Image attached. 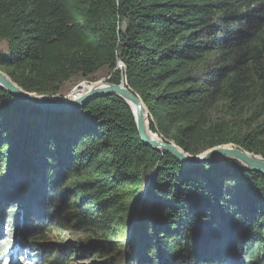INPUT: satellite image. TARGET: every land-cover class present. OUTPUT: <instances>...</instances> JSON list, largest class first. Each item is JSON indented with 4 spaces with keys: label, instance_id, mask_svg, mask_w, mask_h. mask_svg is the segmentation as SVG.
<instances>
[{
    "label": "trees",
    "instance_id": "trees-1",
    "mask_svg": "<svg viewBox=\"0 0 264 264\" xmlns=\"http://www.w3.org/2000/svg\"><path fill=\"white\" fill-rule=\"evenodd\" d=\"M0 42V69L27 92L54 95L105 68L141 97L149 128L185 152L233 142L264 157V0H0ZM28 110L0 88V181L10 156L11 196L26 197L21 247L34 253L14 264H264L259 173L229 161L188 169L142 143L117 96ZM226 169L247 180L248 210L217 197L224 183L214 172ZM8 207L0 195V237L11 233L0 264L19 253L12 228L2 231L16 213ZM131 220L138 229L124 249L117 239ZM72 230L95 240H44Z\"/></svg>",
    "mask_w": 264,
    "mask_h": 264
},
{
    "label": "rangeland",
    "instance_id": "rangeland-1",
    "mask_svg": "<svg viewBox=\"0 0 264 264\" xmlns=\"http://www.w3.org/2000/svg\"><path fill=\"white\" fill-rule=\"evenodd\" d=\"M5 43L3 42H0V49L2 47H5L4 45ZM117 67L118 68H123V64L122 62H118L117 63ZM1 72L5 73L2 69H0ZM6 74V73H5ZM108 76H107V69H101L97 74H95L93 77H91V80H88V79H78V78H73L71 81H68L67 83H64L61 87V89L59 90V93L57 94H37L35 92H27V93H30V94H35L36 96H43L44 98L46 99H49V97L51 99H54V98H61V97H66L68 100H71L73 98H76L77 96L74 95L75 92L79 91V92H83V91H86L87 89H85V87H89L91 86L93 83L95 84L96 82L100 81V80H104V81H108ZM92 83V84H91ZM77 90V91H76ZM74 95V96H73ZM73 96V97H71ZM54 97V98H53ZM50 99V100H51ZM23 103H26L29 105V110L28 111H33L34 108H37L36 105L34 103H27V102H24ZM38 109H41V108H38ZM52 111V110H50ZM30 113V112H29ZM134 118V117H133ZM147 124H146V128H148V131H146V134L148 136L149 139H152L154 141H169V142H172L174 143L176 146H178L175 142H173L172 140H168V139H163L160 135H158L156 132H153L150 128H149V122H150V118L147 116ZM135 123V121H134ZM136 125V123H135ZM153 133V134H151ZM150 135V136H149ZM21 140L18 141L17 143L13 144L12 147L15 148V149H19L21 146ZM217 146H228V147H231V148H236V149H239L245 153H248L250 155H254L256 157V159H258L259 161L261 162H264V157L261 156V155H258V154H254L252 152H248L246 150H244L242 147H240L238 144L236 143H233V142H230V143H226V144H222V145H217ZM217 146H214V147H217ZM179 147V146H178ZM214 147H210V148H206L205 150H203L202 152L200 153H204L205 151H208V150H211L212 148ZM181 148V147H179ZM182 149V148H181ZM183 150V149H182ZM184 151V150H183ZM15 152V151H14ZM169 153V152H168ZM198 153V154H200ZM170 154V153H169ZM189 154V153H188ZM193 155V154H191ZM175 158V157H174ZM10 156H9V159H7L6 161V168L2 170V177L3 179L0 181L1 185H0V188H1V193L0 195L3 197V200H6V206L8 205H11L12 206H15V208H12L11 210L15 211L16 213L14 214L13 216V220H10L8 222V224L5 222L4 224V227H3V232L6 233V231L8 230V228H12V241L9 242L11 243V245L9 246V248L12 246V248H16V251L19 250V253H18V256H13L15 257V259H25L24 261L26 262L27 258L28 260H32V255L34 254L32 250L30 249H26V248H23V247H26V246H22L21 247V244H22V241H23V238H22V234L21 232L22 229H24V221L26 220L27 216L24 214V211L22 210V206L24 205V201L26 200V197L25 196H18V199H15L13 198L11 195H13V192H12V187L14 189V185L16 184V180L18 178V175H16L15 179L12 178L10 175L13 174V167L12 165L10 164ZM222 161H229L230 163H232L233 165H237L245 170H248L246 169L244 166H245V163L239 159H237L236 157L234 156H230V155H222V156H218V157H214L210 160H206L205 162H211V163H221ZM26 165H28L29 167H33L31 166V164H35V161L33 162H30V164L24 162ZM204 163V162H203ZM202 164V163H200ZM200 164H194V165H189L187 166L188 169H191L193 167H196L197 165H200ZM38 167V166H36ZM215 167V166H214ZM25 169V167H23ZM212 169H217V168H212ZM211 169V170H212ZM248 171H251V170H248ZM253 172V171H252ZM214 173H217L215 174L217 177L221 178V180H223V187L221 188V190L219 191V195L217 194V197H223L225 199H227L229 202L233 203L234 205H238L239 209H247V207H249V203H247V200H249V197H250V186L247 182V180H244L242 179V177H239V176H235L236 174H234V172H231L229 171V169H226V171H223L221 170L220 172H218V170H216V172ZM258 173V172H256ZM152 174V172L149 173V176ZM260 174V173H259ZM36 175H38V171L36 172ZM65 175V174H64ZM262 175V174H260ZM9 176V177H8ZM13 176V175H12ZM148 176V174H147ZM263 176V175H262ZM14 177V176H13ZM28 177V176H26ZM264 177V176H263ZM38 179V177H37ZM141 192L143 194H146L148 192V186H147V183L144 184V187L142 185L141 187ZM221 192H224V195L221 194ZM231 192V193H229ZM233 192V193H232ZM15 193V192H14ZM69 196V195H68ZM6 199H5V198ZM19 200H22V201H19ZM19 205H22L21 207ZM189 205V204H188ZM186 206L187 208H189V206ZM10 207V208H11ZM142 202L141 201H138V205L136 207V211H135V214L140 212V210L142 209ZM9 207L6 208V213H9ZM190 209V208H189ZM188 209V213H187V210H185L184 212H182L181 214L178 213V217L181 218V215L185 216V218L188 219V217L190 216V211ZM8 211V212H7ZM134 214V216H135ZM188 215V216H187ZM135 217H133V220H134ZM6 219V218H5ZM137 219V218H136ZM183 219V218H181ZM138 220V219H137ZM132 221V220H131ZM186 221V220H185ZM139 223V221L137 222ZM256 222L250 224L253 228H256ZM179 225L180 227H184V226H187L186 223H182L180 222ZM136 226V222H131V226H127L126 228L123 229V233H121L119 235V239H117V242L118 244H122L123 245V248L126 249L128 248V245L127 242L129 241V239L131 238V235L133 233V229L135 228V232L133 233L132 237H135V234L137 232V229L135 227ZM153 226V225H152ZM155 226V225H154ZM152 229V228H150ZM1 231V230H0ZM152 236L155 237V234L157 235V233H155V231H151L150 232ZM226 233H229V231H227ZM9 235H11L10 232H8V234H3L1 237H0V240L1 241H7V239H9ZM171 236H174V234H170ZM165 237V239L169 238V236L165 233H159L157 237ZM73 240L74 242H77V243H89V242H93L95 239L90 237L88 234L86 233H83V232H79V231H75L73 232V230L71 232H67V231H62L60 234H55V232L51 231L50 234L46 235V239L44 240H49V241H61V242H64L65 240ZM10 240V239H9ZM182 241L186 242L188 241L187 239H185V236H183L182 238ZM24 242V241H23ZM199 243V242H198ZM130 246V245H129ZM18 248V249H17ZM23 248V249H22ZM206 249H210V244H208V246H205V250ZM208 251V250H207ZM8 252V250H7ZM206 253V251H204ZM153 254V253H152ZM207 254V253H206ZM5 255H8V253H5ZM10 258H5L3 256V258H5V260H11L13 257L9 256ZM157 258L162 262V258L161 256L157 255ZM134 261H131V264H133ZM2 263V262H1ZM78 263L80 264H87L89 263V260L88 259H84V257L82 256H79L78 257ZM8 264V263H7ZM29 264V263H28ZM130 264V262H129Z\"/></svg>",
    "mask_w": 264,
    "mask_h": 264
},
{
    "label": "water",
    "instance_id": "water-1",
    "mask_svg": "<svg viewBox=\"0 0 264 264\" xmlns=\"http://www.w3.org/2000/svg\"><path fill=\"white\" fill-rule=\"evenodd\" d=\"M3 74L6 75L5 78ZM0 88L24 102L34 103L37 108L52 111L75 110L98 96H117L129 106L136 123L138 134L143 144L148 145L158 151L169 152L185 166L200 164L205 162L206 160H210L214 157L222 155L234 156L245 163L244 167L246 169L253 172H258L264 176V166L261 164L262 162L256 159L253 154L250 155L236 148H231L228 146H217L212 148L211 150L205 151L204 153L191 155L183 151L172 142L154 141L152 139H149L146 134L148 110L144 105L141 97L127 85L125 77H123L119 83H111L109 81L100 80L95 84L93 83L89 87L86 86V91H83L80 96L71 100H68L66 97H61L59 99L53 97L54 99L50 100L44 98L43 96L38 97L33 93H27L16 83H14L7 74L1 71Z\"/></svg>",
    "mask_w": 264,
    "mask_h": 264
},
{
    "label": "bare ground",
    "instance_id": "bare-ground-1",
    "mask_svg": "<svg viewBox=\"0 0 264 264\" xmlns=\"http://www.w3.org/2000/svg\"><path fill=\"white\" fill-rule=\"evenodd\" d=\"M3 76H4V78L6 77V75H4V74H3ZM76 91H77V90H76ZM81 93H82V92L77 91V92L74 93V95H75V96H77V95L80 96ZM74 95H73V96H74ZM73 96H71V97H73ZM78 96H77V97H78ZM146 131H148V128H146ZM148 132H149V131H148ZM148 132H147V134H148ZM149 136H150V135H149ZM261 164L264 166V162H262Z\"/></svg>",
    "mask_w": 264,
    "mask_h": 264
}]
</instances>
